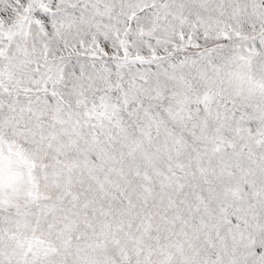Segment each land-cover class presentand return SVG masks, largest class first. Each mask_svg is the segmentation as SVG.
<instances>
[{"label": "snow or ice", "instance_id": "6c2138e0", "mask_svg": "<svg viewBox=\"0 0 264 264\" xmlns=\"http://www.w3.org/2000/svg\"><path fill=\"white\" fill-rule=\"evenodd\" d=\"M0 264H264V0H0Z\"/></svg>", "mask_w": 264, "mask_h": 264}]
</instances>
